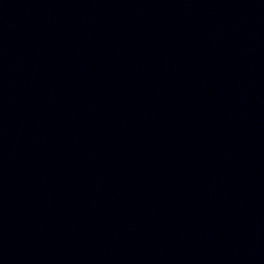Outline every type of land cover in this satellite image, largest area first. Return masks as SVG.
Wrapping results in <instances>:
<instances>
[{
  "label": "water",
  "instance_id": "obj_1",
  "mask_svg": "<svg viewBox=\"0 0 264 264\" xmlns=\"http://www.w3.org/2000/svg\"><path fill=\"white\" fill-rule=\"evenodd\" d=\"M0 264H264V0H0Z\"/></svg>",
  "mask_w": 264,
  "mask_h": 264
}]
</instances>
